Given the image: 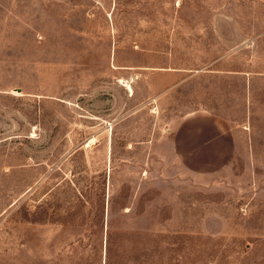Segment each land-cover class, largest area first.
<instances>
[{"label":"rangeland","instance_id":"rangeland-1","mask_svg":"<svg viewBox=\"0 0 264 264\" xmlns=\"http://www.w3.org/2000/svg\"><path fill=\"white\" fill-rule=\"evenodd\" d=\"M0 264H264V0H0Z\"/></svg>","mask_w":264,"mask_h":264},{"label":"crops","instance_id":"crops-1","mask_svg":"<svg viewBox=\"0 0 264 264\" xmlns=\"http://www.w3.org/2000/svg\"><path fill=\"white\" fill-rule=\"evenodd\" d=\"M230 131L225 121L211 114H195L178 128L174 139L175 151L182 160L193 158L195 167L202 165L214 148L224 145Z\"/></svg>","mask_w":264,"mask_h":264},{"label":"bare ground","instance_id":"bare-ground-1","mask_svg":"<svg viewBox=\"0 0 264 264\" xmlns=\"http://www.w3.org/2000/svg\"><path fill=\"white\" fill-rule=\"evenodd\" d=\"M129 90L132 92V89L129 87Z\"/></svg>","mask_w":264,"mask_h":264}]
</instances>
